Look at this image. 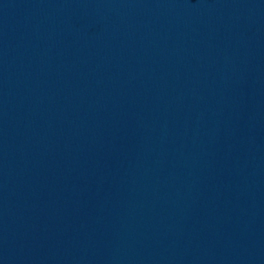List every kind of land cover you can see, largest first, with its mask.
I'll return each instance as SVG.
<instances>
[{
	"label": "water",
	"instance_id": "95a60500",
	"mask_svg": "<svg viewBox=\"0 0 264 264\" xmlns=\"http://www.w3.org/2000/svg\"><path fill=\"white\" fill-rule=\"evenodd\" d=\"M0 264H264V0H0Z\"/></svg>",
	"mask_w": 264,
	"mask_h": 264
}]
</instances>
